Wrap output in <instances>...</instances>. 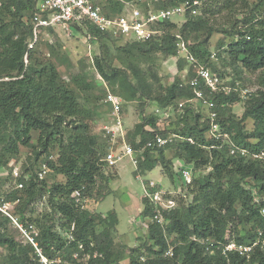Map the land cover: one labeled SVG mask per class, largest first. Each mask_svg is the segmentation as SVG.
<instances>
[{
  "label": "trees",
  "instance_id": "trees-1",
  "mask_svg": "<svg viewBox=\"0 0 264 264\" xmlns=\"http://www.w3.org/2000/svg\"><path fill=\"white\" fill-rule=\"evenodd\" d=\"M40 1L0 0V173L8 169L13 172L22 148L31 151L28 164L16 179L23 188L2 194L0 180V203L14 204L18 220L26 227L33 224L38 228V248L47 264H124L126 260L128 264H228L222 253L228 243L256 242L259 232H264V0H200L205 2L199 13H188L183 25L162 22L156 25L163 32L161 36L144 42L128 39L122 46L117 43L124 37L100 32L87 21L75 26L76 36L91 35L92 43L99 46L101 53L93 58V66L104 97L109 90L126 104L140 102L141 123L128 133V140L140 147L157 134L177 136L156 153L147 150L139 170L145 174L162 167L174 187L182 190L175 197L178 205L164 212V224L159 225L150 220L154 206L143 199L140 218L148 236L129 251L118 248L114 240L117 213L104 216L88 210L90 203H99L110 194L109 183L114 178L104 162L108 139L92 134L99 98L93 95V88H72L55 62L42 57L32 23ZM182 1L186 0L152 2V9H169ZM121 2L138 0L115 2L114 13L121 12ZM141 7L149 8L147 4ZM223 11L230 16L216 28L213 18ZM239 11L245 13L243 18H239ZM54 32L49 29L50 34ZM216 33L223 37L214 58L208 43ZM176 35L185 41L195 64L179 56ZM46 45L55 51L54 46ZM159 56L176 59L177 75L169 85L156 71ZM219 60L235 72L237 79L229 84L233 91L226 95L210 94L204 85L200 89L204 98L214 103L217 121L229 137L226 141L208 137L206 115L196 112L188 102L200 89L181 86L182 78L190 81L195 77V65L210 69L222 79L223 73L216 66ZM244 73H259L260 88L243 99L235 91V80L242 81ZM86 77L77 74L73 82ZM183 102L188 103L180 107ZM240 103L244 112L238 117L234 107ZM149 108L153 109L150 115ZM176 111L178 115L171 117ZM249 120L254 124L252 131L245 126ZM161 123L169 128L163 131ZM34 133L38 134L35 143ZM231 144L262 158L248 160L232 155ZM168 151L174 153L172 158L167 157ZM51 156L53 160H49ZM44 163L50 178L62 176L64 180L49 184L46 177L40 179ZM177 163L191 169L190 184L180 182ZM76 192L80 193L78 199ZM42 199L50 213L33 219L32 207ZM14 228L10 218L0 213V264H45L32 245L17 240ZM92 246L100 254L96 259H74L76 253L83 257L93 252ZM169 249L174 250L172 257L165 256ZM229 256L230 264H264V242L255 246L249 257Z\"/></svg>",
  "mask_w": 264,
  "mask_h": 264
},
{
  "label": "built area",
  "instance_id": "built-area-1",
  "mask_svg": "<svg viewBox=\"0 0 264 264\" xmlns=\"http://www.w3.org/2000/svg\"><path fill=\"white\" fill-rule=\"evenodd\" d=\"M160 0H138L135 2H121L122 10L120 13H114L112 6L119 0H41L37 11L32 19L34 27L35 42L38 39L39 34H50L49 29L61 28L68 35H76L75 26L81 25L82 22L87 21L95 26L100 32L109 33L116 37H124L125 39H133L137 42L149 41L155 36H161L163 32L156 28L157 24L166 21H172L175 16L185 17L188 13L197 15L199 8L202 5L200 0H186L182 1L179 5L170 7L169 9H152V2H159ZM147 4L148 10H144L141 5ZM127 7V8H126ZM177 36L176 46L179 49V56L188 58L191 64H195L196 60L193 56L189 55L188 47L183 41L180 35ZM89 43H92L94 38L91 35L85 37ZM33 46V45H32ZM31 46V47H32ZM215 58V54L213 55ZM195 77L188 81L186 78H182L181 86H190L195 89H200L203 85L209 90V93H224L226 95L231 94L232 87H228L224 84L223 80L217 75L213 74L210 69L204 66H194ZM235 91H238L235 88ZM250 92H245L247 95ZM204 93L200 89L197 90L196 97L189 103H197L201 108H204L206 119L209 125L208 137L216 141H226L229 137L226 133H223L218 123L217 113L214 111L215 105L204 98ZM245 98V97H244ZM180 104L183 107L186 103ZM105 107L107 108L106 119L100 130L105 138L108 139L107 153L104 157V162L107 168L114 169L118 164L124 160L129 159L135 167L137 173L136 179L142 180V172L139 170L140 162H144L145 152L151 150L152 153H156V149L166 147L172 143L177 136L172 133H167L166 136L157 134L152 141L147 142L146 145L135 147L128 140V130L125 127L124 120L126 119L123 111L126 102L120 97L112 94L108 90V94L104 100ZM157 113L162 114L159 109L154 110ZM165 117L169 115L165 114ZM160 127L162 125L159 124ZM162 129V128H161ZM165 130V126L162 129ZM140 143V139L137 140ZM230 152L232 155L240 154L242 157L248 160L261 159L260 154L251 155L248 150L240 149L231 144ZM49 160H53V156L49 157ZM176 170L180 176V182L185 186L192 182V171L189 167H183L177 163ZM49 172L47 163H44L39 172V178L44 179ZM14 176L18 178L20 176L19 171H14ZM18 189L23 188V184L18 183L16 186ZM182 194V190L173 189V191L165 190L160 184L154 180L148 181L145 187V194L143 199H147L154 206L153 216L150 219L159 225L164 224V212L174 210L177 207V201L175 197ZM80 193L76 192L74 197L79 198ZM142 199V200H143ZM79 202V200H77ZM12 203L2 202L0 203V213L10 218L13 225L20 231L24 243L32 245L39 253L42 261L47 264V260L42 256L40 249L38 248L37 237L39 236L38 228L30 224L28 227L24 226L15 215L12 214L9 206ZM264 213V210L262 211ZM195 240L196 238L193 237ZM264 242V232H259L258 239L252 244H243L236 241L228 243L223 249L222 253L227 259L228 264L231 263L230 253L237 254L239 256L249 257L254 250V247ZM213 246V244H211ZM93 252L84 253L83 257L79 253L74 255V259L77 261L88 262L91 258L96 259L100 254L95 250V246H92ZM174 250L169 249L166 253V257H172Z\"/></svg>",
  "mask_w": 264,
  "mask_h": 264
},
{
  "label": "rangeland",
  "instance_id": "rangeland-1",
  "mask_svg": "<svg viewBox=\"0 0 264 264\" xmlns=\"http://www.w3.org/2000/svg\"><path fill=\"white\" fill-rule=\"evenodd\" d=\"M253 1V0H251ZM205 2V1H204ZM202 5L203 6V3ZM127 8V7H126ZM243 11L238 12L239 18H243ZM230 16L229 12L223 11L216 15L213 18V24L216 28H221L227 21V18ZM172 22L176 23L178 26L183 25L185 19L183 16H175ZM55 32L52 34L42 33L38 36V44L40 45V52L42 57L51 58L58 70L62 78L72 87V88H80V89H92L93 95L98 97L96 100L98 103L96 105L98 109V114L94 118V121L91 122L92 125V134L95 136H101L102 132L100 130L101 126L104 124L106 119L107 108L104 104V93L100 88V80L97 76V72L95 67L93 66V58L95 55H99L101 51L99 50V46L94 43H89L84 37H79L74 34L71 36L68 35L67 32L62 30L61 28L54 29ZM223 37L222 34L216 33L211 38L208 43L209 50L213 53H217V46L219 44L220 39ZM36 41V42H37ZM228 41H230L228 39ZM127 42V39L121 40L117 43V46H122ZM49 43L50 45L55 47V51L51 52L49 47L46 45ZM116 66H119V63L115 62ZM218 70L223 73V82L226 86L231 87L229 84L232 83L233 79H237L235 76V72L232 69L226 68L221 64L219 60L216 63ZM156 71L159 76L162 78L163 83L165 85H169L173 82L175 76L177 75V67H176V59L174 58H164L163 56H159L157 60ZM86 74L87 77L84 79H79L73 82V77L77 74ZM259 73L251 74L244 73L242 75V81L235 80L236 88L238 92L241 94V98L244 99L245 92H255L258 90L259 83ZM107 85H104V87ZM81 102H83L81 100ZM91 107H95V105H91ZM193 109L196 112L205 113V109L201 108L199 104L194 103ZM125 110V127L130 132H133L135 126L141 123V110H140V102H132L127 103L124 106ZM153 109L149 108L147 110V114H152ZM244 112V104L240 103L235 105L234 113L241 117ZM178 115V112H171L170 116ZM173 116V117H174ZM165 118V117H164ZM173 121V118L172 120ZM170 121V122H171ZM164 123H162L161 128L163 129ZM247 130L252 131L254 128V124L251 120L245 123ZM169 127H166V129ZM171 128V127H170ZM33 142H37L38 134L34 133ZM168 158H172L174 153L172 151H168ZM31 157V151L28 148H22V153L18 160L15 161L12 166L13 172L10 169L5 170L0 173V180L2 182L1 192L2 194H6L17 187L16 177L14 176V171H19V174H22L24 165L28 164V160ZM108 173L112 175L113 180L109 183L110 194L99 203H90L88 206V210L91 212H96L99 214H107L108 212L115 211L119 218V225L117 226V230L114 233V240L116 246L118 248L124 247L127 251L138 247L141 245L148 236V230L140 218V214L142 213L143 206V196L145 194V187L148 181L154 180L165 190L173 191L175 188L172 186L171 180L163 173L162 167L158 166L151 172H146L142 174V180H137L135 172V167L131 163L129 159L124 160L120 164L117 165L114 169H108ZM49 184L56 181H63L64 178L62 176H57L55 179L50 178L49 175L46 176ZM53 181V182H52ZM172 183V184H171ZM173 188V189H172ZM179 190V189H176ZM12 214L15 213V205L11 204L9 206ZM43 213H50V210L45 203V199L38 201L33 207L30 213V216L33 219H36ZM17 218V217H16ZM15 227V226H14ZM16 228V227H15ZM14 228V229H15ZM13 229V234L17 238V240L23 241L20 231L18 232ZM65 231H62V234L65 235ZM128 260L124 262V264H128Z\"/></svg>",
  "mask_w": 264,
  "mask_h": 264
},
{
  "label": "crops",
  "instance_id": "crops-1",
  "mask_svg": "<svg viewBox=\"0 0 264 264\" xmlns=\"http://www.w3.org/2000/svg\"><path fill=\"white\" fill-rule=\"evenodd\" d=\"M126 129H127V127H126ZM128 130V129H127ZM128 132H130L129 130H128ZM143 174V173H142ZM172 184V183H171ZM172 186H174V184H172ZM173 189V188H172ZM97 204V203H96ZM112 212H114V210L112 211ZM109 213V212H108ZM107 213V214H108ZM107 214H103L104 216H106ZM119 219V218H118Z\"/></svg>",
  "mask_w": 264,
  "mask_h": 264
}]
</instances>
